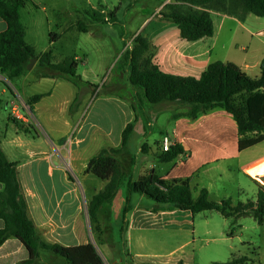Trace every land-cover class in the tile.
I'll list each match as a JSON object with an SVG mask.
<instances>
[{
    "label": "rangeland",
    "instance_id": "rangeland-1",
    "mask_svg": "<svg viewBox=\"0 0 264 264\" xmlns=\"http://www.w3.org/2000/svg\"><path fill=\"white\" fill-rule=\"evenodd\" d=\"M171 1L173 0H32L21 10L27 43L38 54L51 49L53 61L56 63L66 57H76L79 61L77 72L86 82L97 86L96 89L84 85L78 90L81 103L87 96L77 118L79 123L87 120L88 124H106L112 118L114 130L119 132L125 121L124 110L119 109L118 112L117 103L111 98L125 99L137 106L138 116L134 122L130 150L116 155L120 159L123 172L127 171L133 176L137 172H129L128 164L130 160L135 162L137 159L136 151L141 152L144 143L154 151L158 150V143L162 147V132L172 135L175 124L173 115L183 110L176 102L149 104L144 99L143 90L130 84L129 65L126 60V53L131 48L141 23L149 17L161 21L158 13ZM252 19L247 23L250 32L237 29L235 41L238 46L229 52H226L223 45H228L232 34L225 32L213 52L214 58L223 59L228 56L234 62H240L241 57L247 56L251 64L264 58V17L252 15ZM263 61L250 72L251 77L255 78L256 74H260ZM28 69L30 70L21 77H39L41 68L37 61ZM18 81L19 79L9 80L0 75V136L5 152L11 160L19 161L18 164L28 161L27 166L20 168V171H39L41 179L47 181L45 172L52 167L62 170L68 177L72 176V181L80 188L83 177L77 168L80 167L81 155L74 163L69 157L68 147H65L75 136V129L59 139L68 130L67 124L71 116L66 100L76 88L62 77L56 85L31 84L27 88L30 96L52 88L54 94L44 100L35 112L36 121L29 115V100L16 102L19 113L27 121L15 123L11 120V117H15L11 115L12 108L6 105L9 96H12L11 89L21 92ZM22 96L24 97L23 94ZM262 153L264 142L241 154L239 158L198 167L191 181L193 196L197 197L201 188H207L209 199L217 203L228 198L232 199L234 205L240 201L254 200L258 187L264 186V166L255 169L252 167L264 161L256 164L250 162L258 159ZM153 160L156 157L150 153L144 167L151 166ZM164 166L159 164L158 168ZM142 167L143 163L138 169ZM242 167L249 175L253 171H259L250 176L255 181L247 173H243ZM127 173L117 197L112 202L111 227L114 229H118L122 221V208L127 202ZM97 181L100 183L101 180L97 178ZM56 187H63L59 172L56 173ZM93 190L94 188L91 189ZM79 195L82 204L87 201L86 198H90L87 189L83 192L80 188ZM133 196L136 197L134 202L137 201L139 194ZM143 203L151 205L153 201L145 197ZM146 224L144 229L133 232L130 245L126 244L124 235L119 233L112 237L110 243L101 242L94 231L96 245L110 263L113 257L124 251L128 253L127 249H130L133 258L128 257L129 264H179L180 261L185 264H214L226 263L243 255L252 257L257 264H264V220L260 224L252 216L226 218L217 210H205L195 215L178 211L163 219L160 216L150 218ZM136 253L142 255L138 257ZM44 262L49 261L44 259Z\"/></svg>",
    "mask_w": 264,
    "mask_h": 264
},
{
    "label": "trees",
    "instance_id": "trees-1",
    "mask_svg": "<svg viewBox=\"0 0 264 264\" xmlns=\"http://www.w3.org/2000/svg\"><path fill=\"white\" fill-rule=\"evenodd\" d=\"M30 1L32 0H0V18L7 24L6 29L0 32V75L9 80L21 77L26 73L30 62L36 59L37 65L41 68L39 77H62L73 83L78 90L84 85L97 89L95 84L86 82L77 72L79 61L76 57H66L56 63L53 61L51 49L38 54L35 48L27 43L21 10ZM211 10L241 20H245L248 14L264 17V0H173L164 6L158 16L161 21L175 23L181 38L197 41L214 34ZM156 53L157 47L142 33L135 36L131 48L126 53L129 82L143 90L144 99L149 104L178 103L183 110L173 115L174 120L181 117L196 120L213 110H225L232 114L237 124L239 151L264 141L263 64L260 76L252 78L232 62L213 61L208 64L201 76L196 78L164 72L154 61ZM43 96L44 94H36L28 103L32 105ZM80 103L81 98L77 94L70 105V112L77 110ZM131 105L136 121L138 108L133 103ZM11 120L15 123L20 122L15 117H11ZM135 121L125 126L119 147L103 149L87 163L85 173H92L106 182L104 188L88 202V215L91 221L97 217L102 207L111 205L117 196L125 173L116 155L129 150ZM164 134L162 132V135ZM148 148L144 143L143 150L147 152ZM182 154H185V149L180 143H173L167 151L158 143L155 157L159 162H171ZM17 165L18 163L10 161L1 149L0 136V250L9 239L15 238L25 247L27 253L26 259L18 264H34L40 257V250H49L69 264H105L92 242L64 246L60 243L46 242L38 235L35 222L29 215ZM69 177L73 179L72 176ZM192 179V176L167 178L159 175L155 169L148 170L136 179H129V196L123 210V218L132 208L131 195L139 194L153 201L147 207V210L153 213L189 211L195 215L205 210H217L226 218L252 216L260 224L263 222V185L258 187L254 200L240 201L234 205L231 198L220 203L210 200L207 188H201L198 196L194 197ZM179 264L185 263L180 261ZM214 264H255V260L243 255L226 263Z\"/></svg>",
    "mask_w": 264,
    "mask_h": 264
},
{
    "label": "crops",
    "instance_id": "crops-1",
    "mask_svg": "<svg viewBox=\"0 0 264 264\" xmlns=\"http://www.w3.org/2000/svg\"><path fill=\"white\" fill-rule=\"evenodd\" d=\"M210 13L214 24V34L213 36H206L197 41H187L181 38L179 29L175 23L153 20L151 17L146 18L141 23L136 33H142L147 36L157 47L154 61L164 72L199 78L210 62L222 61L232 62L240 66L250 75V72L262 63L264 58H260L251 64L247 56L241 57L240 62H234L231 58H228V56L223 59L214 58L213 52L225 32H230L232 34V38L228 45H223L226 52H229L230 50H233V47L238 46V43L235 41V33L238 28L250 32L247 23L253 20V14H248L245 20H241L235 16L219 11L211 10ZM6 27V22L0 18V32L4 31ZM29 70L30 69H27L26 73ZM260 74H256L257 76L255 78L259 77ZM60 78L61 77H37V75L36 77L14 78L13 80L19 79L18 85L24 97L19 90L10 88L12 96H9L7 100L8 104L6 106L12 108L13 105H16L18 107V105L15 104L16 102H20V100H30L34 96H30L27 91V88L30 87L31 84L51 83L56 85ZM74 87L76 89H73L66 100V107H68V110L78 93L77 87L75 85ZM3 92H5V90H3ZM39 94H44V96L32 105L29 103V105H27L29 115L33 121L37 120L35 118V112L42 106L43 101L54 94V88ZM111 99L116 101L118 112L120 111L119 109L124 110L125 121L119 132L114 130V121L112 118L108 119L106 124L97 122L88 124L87 120H83L84 122L81 123H79L80 120L77 121L78 115L81 113L83 107L82 103H85L87 100L86 96L77 110L73 113L69 110L71 116L67 124L68 130L59 136V139H61L75 129V136L71 138L70 142L65 147H68L69 157L72 162L74 161L75 163V161L78 160V156L81 155L80 167L77 168L80 176L83 177V182H80V188L83 192L84 189H87L90 193V198H86L87 201H84V204L81 203V197L79 195L80 188L74 184V181H72L70 177L65 175V173H62V170H55L52 167H49L45 172V175L47 176V181H45L41 179V173L39 171H20V168L27 166L26 164L28 161H24L17 165L18 177L28 204L29 215L35 222L38 235L46 242L60 243L64 246H77L92 242L97 247L94 239V231H96L98 239L101 242L110 243L113 240L112 237L119 233L122 236L124 235L126 244L130 245L133 232L137 229H144L147 225L146 221L150 220V218L160 216L163 219L167 215L176 214L178 212L170 211L153 213L147 210L150 203L146 205L143 203L145 196L139 195L137 201L134 202V198L136 197L132 194V208L126 213L125 218H123L122 212V221H120L118 229L111 227L113 217L111 208L113 204L102 207L99 210L97 217L92 221L90 220L88 215V202L95 194L104 188L106 182L99 178L101 180L99 183L97 181L98 177L92 173H85L87 163L90 158L99 154L103 149L119 147L122 142V132L125 126L128 123L135 121V112L129 101L120 98ZM10 116L11 115H9V117ZM19 121L26 122V118L25 120L20 119ZM162 137H168L172 143H180L185 149V154L180 155L171 162H159L153 160L151 166L147 165V167H144L148 155L151 153L155 156L157 150L154 151L152 147H149L147 152H145L144 150L141 151L140 148L139 151L141 152L136 151L137 159L135 162L130 160L128 164L129 172L132 170L133 172L136 171L138 176H133L126 171L125 173L129 176L128 180L136 179L144 175L150 169H155L159 175L167 178L193 177L196 169L200 166L212 162L239 158L241 154L252 148L239 151V133L237 124L232 114L221 109H216L212 112L201 115L196 120H191L187 117L178 118L175 120V124L172 128V135L164 134ZM261 143L253 147L258 146ZM1 149L6 154L7 158L10 161H13L5 152L2 140ZM139 153H142V156H139ZM138 161L140 163H138ZM262 161H264V153H262L258 159L251 161L250 163L256 164ZM17 163H19V161ZM142 163L143 167L138 169V166H141ZM159 164H164L165 166L158 168ZM263 166L264 162L252 168L255 169ZM157 168L159 169L158 171ZM241 169L243 173H247L244 167ZM57 172H59V178L63 184L61 189L56 187ZM254 172L259 171H253L250 175L248 173L247 175L250 177ZM92 188H94L93 191H91ZM58 194H61V196L57 197L56 195ZM64 196H68V198ZM128 196L129 189L127 197ZM126 205H123V210ZM139 242H141V240H139ZM97 249L103 257L105 264H129L128 257L130 256L131 259L133 258L131 250L127 249L128 253H125L124 251V253L116 255L110 263L98 247ZM1 250L0 264H18L24 261L27 256L25 247L18 243L15 238L9 239V241L3 245ZM50 252L51 251L49 250H40V257L34 264H69L67 261L59 259L57 257L59 255ZM139 255L142 254L136 253V256L139 257ZM46 256L47 258H44ZM44 259L45 261L48 259L49 262H44ZM136 264L147 263L137 262ZM255 264H257V262H255Z\"/></svg>",
    "mask_w": 264,
    "mask_h": 264
},
{
    "label": "built area",
    "instance_id": "built-area-1",
    "mask_svg": "<svg viewBox=\"0 0 264 264\" xmlns=\"http://www.w3.org/2000/svg\"><path fill=\"white\" fill-rule=\"evenodd\" d=\"M11 111H12V112H11V115H12V116H15V118H17V119H19V120H20V119H24V120H25V117L19 113V108H18L16 105H13ZM26 121H27V120H26ZM172 145H173V143L169 140L168 137H164V138H163V149H164V150L167 151Z\"/></svg>",
    "mask_w": 264,
    "mask_h": 264
},
{
    "label": "water",
    "instance_id": "water-1",
    "mask_svg": "<svg viewBox=\"0 0 264 264\" xmlns=\"http://www.w3.org/2000/svg\"><path fill=\"white\" fill-rule=\"evenodd\" d=\"M36 61V59H33L31 62H30V64L28 65V68H31L32 67V65H33V63Z\"/></svg>",
    "mask_w": 264,
    "mask_h": 264
},
{
    "label": "bare ground",
    "instance_id": "bare-ground-1",
    "mask_svg": "<svg viewBox=\"0 0 264 264\" xmlns=\"http://www.w3.org/2000/svg\"><path fill=\"white\" fill-rule=\"evenodd\" d=\"M262 183L264 184L263 180H262Z\"/></svg>",
    "mask_w": 264,
    "mask_h": 264
}]
</instances>
